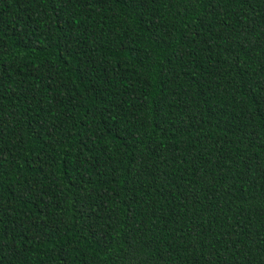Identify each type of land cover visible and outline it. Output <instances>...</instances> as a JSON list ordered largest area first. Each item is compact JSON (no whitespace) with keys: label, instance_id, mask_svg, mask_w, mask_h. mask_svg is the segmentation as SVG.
<instances>
[{"label":"trees","instance_id":"obj_1","mask_svg":"<svg viewBox=\"0 0 264 264\" xmlns=\"http://www.w3.org/2000/svg\"><path fill=\"white\" fill-rule=\"evenodd\" d=\"M0 264H264V0H0Z\"/></svg>","mask_w":264,"mask_h":264}]
</instances>
